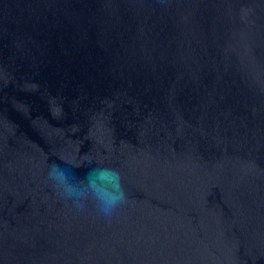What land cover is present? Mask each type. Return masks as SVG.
<instances>
[{"label":"water","instance_id":"water-1","mask_svg":"<svg viewBox=\"0 0 264 264\" xmlns=\"http://www.w3.org/2000/svg\"><path fill=\"white\" fill-rule=\"evenodd\" d=\"M0 264H264V0H0Z\"/></svg>","mask_w":264,"mask_h":264},{"label":"clouds","instance_id":"clouds-1","mask_svg":"<svg viewBox=\"0 0 264 264\" xmlns=\"http://www.w3.org/2000/svg\"><path fill=\"white\" fill-rule=\"evenodd\" d=\"M70 170L58 164H52L49 177L63 185L69 199L79 201L84 196L83 192L78 193L76 186L69 183ZM87 186L93 189L90 197L98 211L105 217H111L115 210L126 202V194L123 190L120 173L109 167L91 169L86 177ZM81 209L82 205H77Z\"/></svg>","mask_w":264,"mask_h":264}]
</instances>
